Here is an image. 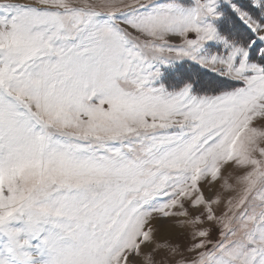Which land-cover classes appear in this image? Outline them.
<instances>
[{
	"label": "snow or ice",
	"instance_id": "snow-or-ice-1",
	"mask_svg": "<svg viewBox=\"0 0 264 264\" xmlns=\"http://www.w3.org/2000/svg\"><path fill=\"white\" fill-rule=\"evenodd\" d=\"M0 264H264V0H0Z\"/></svg>",
	"mask_w": 264,
	"mask_h": 264
}]
</instances>
